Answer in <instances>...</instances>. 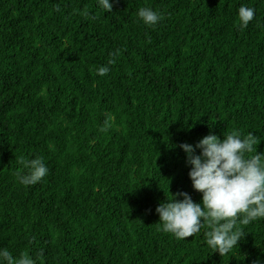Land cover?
<instances>
[{"label": "trees", "instance_id": "obj_1", "mask_svg": "<svg viewBox=\"0 0 264 264\" xmlns=\"http://www.w3.org/2000/svg\"><path fill=\"white\" fill-rule=\"evenodd\" d=\"M241 4L254 8L246 27ZM141 6L161 13L155 26ZM229 131L264 151V0H115L112 12L97 0H0V247L13 257L264 264V218L238 225L223 256L206 225L177 239L156 223L168 191L200 201L179 145ZM37 155L47 175L20 185L21 160Z\"/></svg>", "mask_w": 264, "mask_h": 264}, {"label": "clouds", "instance_id": "obj_2", "mask_svg": "<svg viewBox=\"0 0 264 264\" xmlns=\"http://www.w3.org/2000/svg\"><path fill=\"white\" fill-rule=\"evenodd\" d=\"M114 3L115 0H97L98 7L105 12H112ZM136 16L148 27L161 19L158 10L147 6L139 7ZM253 16V7L241 4L237 8L240 27H246ZM118 53V49L109 53L107 62L96 68L97 75L109 72ZM111 120L112 117L106 116L99 131H106ZM259 142L251 132L241 135L239 131H229L222 138L209 133L195 144L181 143L187 177L192 190L200 194V201L194 202L183 191H168V197L154 209L158 230L184 239L206 225L205 244L213 252L223 256L237 248L244 236L238 225L264 218V151L256 152ZM20 163L21 171L14 174L20 185L36 184L48 173L43 156L22 159ZM0 264H36V261L24 252L13 257L8 249L0 247ZM252 264L260 262L253 260Z\"/></svg>", "mask_w": 264, "mask_h": 264}]
</instances>
